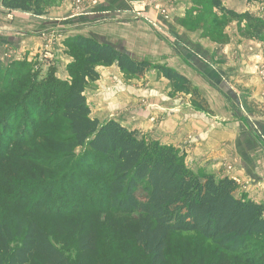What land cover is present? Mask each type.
I'll use <instances>...</instances> for the list:
<instances>
[{"label":"trees","instance_id":"16d2710c","mask_svg":"<svg viewBox=\"0 0 264 264\" xmlns=\"http://www.w3.org/2000/svg\"><path fill=\"white\" fill-rule=\"evenodd\" d=\"M48 1L0 0V6L40 17ZM223 1L191 0L187 16L196 18L181 25L223 44L220 26L244 21L247 33L264 43L262 19L228 10ZM69 41L77 57L68 85L17 102L14 85L0 89V264H107L102 248L111 242L122 264H264L262 204L237 197L238 184L229 177L193 174L172 148L147 142L139 130L114 120L101 124L84 96L88 82L98 79V66L114 65L136 79L155 70L211 114L192 82L92 38ZM45 100L60 112L48 114ZM56 114L64 138L55 137ZM76 148L82 150L78 156ZM184 234L210 245L171 253V239ZM51 238L73 245L75 259H67ZM103 240L111 242L101 245Z\"/></svg>","mask_w":264,"mask_h":264},{"label":"crops","instance_id":"0c3cea01","mask_svg":"<svg viewBox=\"0 0 264 264\" xmlns=\"http://www.w3.org/2000/svg\"><path fill=\"white\" fill-rule=\"evenodd\" d=\"M103 1L102 13L109 18L102 24H95L96 31L90 38L126 52L136 60L164 64L185 76L213 112L209 115L189 108L185 103L173 104V99L167 107L178 109L174 112L177 114L164 118L163 132L158 134L168 136L176 144H188L186 151H189V158L196 163L199 161L198 166L209 168L216 165V169L221 165L231 167V175L223 174L220 178L235 180L248 199L264 206V94L257 73L258 66L264 65V43L248 34L246 23L239 20H230L220 26L227 38L223 44L204 36L201 29H187L180 22L196 18V13L192 18L187 16L192 7L191 0H174L168 6L173 22L167 25L174 45L180 47L178 50L162 43L145 24L121 22L129 15L123 0ZM65 6L63 1L55 9L62 10ZM223 7L237 14L248 12L264 22V0H252L250 3L225 0ZM116 13L120 17L112 20L111 15ZM214 13L222 18L217 10ZM20 15L22 17L7 25L8 28L1 25L0 46H18L14 38L16 33L35 34L52 27L48 22H31L32 16L27 14ZM32 19L39 21L43 18L34 16ZM60 29L62 34L66 32L64 26ZM33 39V44L29 46L40 47V40ZM132 45L135 51L131 49ZM146 47L151 50L145 52ZM140 55L150 58H139Z\"/></svg>","mask_w":264,"mask_h":264},{"label":"rangeland","instance_id":"374dc122","mask_svg":"<svg viewBox=\"0 0 264 264\" xmlns=\"http://www.w3.org/2000/svg\"><path fill=\"white\" fill-rule=\"evenodd\" d=\"M63 1L67 6L62 10L55 9ZM123 1L129 15H127L128 17L125 20L122 19L121 22H134L142 26L145 24L151 28L152 34L162 43L168 47L173 46L180 50L178 45H174L169 31L170 28L167 25V23L173 22L168 3L171 4L174 0ZM103 2V0H53L48 1L44 6V13L40 16L43 18L42 20H34L32 19L33 15L27 14L32 16L30 17L31 22H48L49 26L52 27L48 31H46L47 29H42L35 34H29L28 32L25 34L16 33L14 38L19 43L18 46H0V62L4 67V72L0 73V89L14 85V91L19 93L16 98L17 102L20 97L38 96L39 98L41 91L50 93L54 86L59 88L62 85H68L72 78L70 66L76 64L77 57V52L69 39L76 36L88 37L87 35L90 38L93 32L96 31L95 24H102L107 21L109 15H104L101 9L104 7ZM162 10L165 13H161ZM20 14L24 15L26 13L8 11L0 6V29L3 28L1 25L7 27L15 19L21 18L22 15ZM163 14L167 15V18ZM118 17H120L118 13L111 15L112 20ZM160 19L162 23L158 22ZM19 21L23 22V20ZM61 26L65 27L64 30L66 32L64 34L61 33ZM16 31L18 32V30ZM137 31L139 32L140 30L138 29ZM95 35L98 37L97 34ZM33 38L40 40V47L29 46V44H33ZM146 48L145 52L151 50L150 47ZM131 49L133 51L136 50L133 45ZM134 54L137 56L136 53ZM141 56L150 58L148 55H140L139 58ZM150 63L166 67L164 64ZM95 70L98 73V79L88 82L84 91L92 118H97L101 124L109 120H116L128 128L141 131L147 142H156L172 148L181 158L183 165L195 175H210L208 172H213L211 175L217 179H220L223 174L231 175L232 168L229 166L221 165L217 169L216 165L209 166V168L208 166H198L199 161L196 163V161L189 158V151H186L188 144H181V142L176 144V141L169 139L168 136L163 137V135H160L163 132L164 118L172 113L177 114L174 112L178 111L175 107H167L168 102L174 99L172 101L173 104L181 102L185 103L189 108L199 109L190 100L189 95L175 92L173 86L163 79L158 71L152 70L143 78L136 79L120 72L114 65L110 67L98 66ZM2 96L0 94V98ZM45 101L49 104V108H47L48 114L54 112L55 109H57V113L60 112L58 107L51 105L49 100ZM28 116L30 115L28 114ZM52 120L54 125L58 127L55 137L64 138L65 125L63 121L58 114ZM81 151V148H76L74 155L78 156ZM58 174L60 176L61 173L58 172ZM237 184L238 191L236 196L247 198L242 192L243 189L240 188L239 183ZM41 188L42 186L37 187L36 191ZM107 236L111 239L109 235ZM51 241L67 259L70 261L75 259L76 250L73 245L62 246L52 238ZM105 242L111 241L103 240L101 245H104ZM261 244L264 245V240H262ZM208 245H210L208 242L201 240L196 235H177L171 239L170 252L174 254H180L185 250L198 252ZM105 246V248H102V254L106 263L122 264L116 243L112 244L111 242Z\"/></svg>","mask_w":264,"mask_h":264},{"label":"built area","instance_id":"2783aa9c","mask_svg":"<svg viewBox=\"0 0 264 264\" xmlns=\"http://www.w3.org/2000/svg\"><path fill=\"white\" fill-rule=\"evenodd\" d=\"M169 2V1H168ZM170 3H168V6H169ZM161 13H165L163 10L161 11ZM163 16H165V18H167V15L163 14ZM257 73H258V76L262 82V85H263V94H264V65L262 66H258V69H257Z\"/></svg>","mask_w":264,"mask_h":264}]
</instances>
